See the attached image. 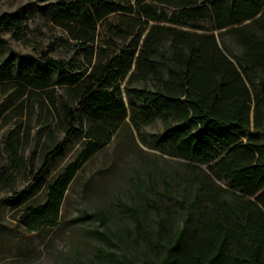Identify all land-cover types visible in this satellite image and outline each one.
Listing matches in <instances>:
<instances>
[{"label": "trees", "instance_id": "trees-1", "mask_svg": "<svg viewBox=\"0 0 264 264\" xmlns=\"http://www.w3.org/2000/svg\"><path fill=\"white\" fill-rule=\"evenodd\" d=\"M59 4L87 15L84 19L91 24L118 10L136 13L145 24L134 43L93 64L88 72H74L65 79L76 103L64 98L63 108L66 138L76 131V108L92 122L116 128L127 116L126 104L115 99L123 84L136 128L161 120L162 130L151 134L155 147L184 160V183L193 184V190L189 201L177 200L185 210L177 227L168 229L162 220L157 222L152 240L160 246L161 256L154 264H264V0H135V4L61 0ZM166 7L176 10L171 24L160 23ZM187 24L203 30L176 26ZM0 28L18 32L23 26L18 15L3 12ZM221 28L219 40L213 29ZM225 33L230 36L225 38ZM37 59L52 70L70 68L68 60L45 51ZM29 81L36 87L48 85ZM100 146L90 148L84 159ZM57 153H62L60 143L44 151L32 181L42 183L39 177ZM80 163L76 159L62 166L45 183V200L28 205L29 229L57 222ZM164 193L171 194L169 182ZM145 209L159 208L147 203ZM134 217L138 233L141 226ZM93 218L99 220L95 233L108 245L119 244V235L100 211L82 210L70 221ZM148 233H143L147 239ZM130 251H123L128 264H153L133 261ZM96 257L127 263L110 249L99 250Z\"/></svg>", "mask_w": 264, "mask_h": 264}, {"label": "rangeland", "instance_id": "rangeland-1", "mask_svg": "<svg viewBox=\"0 0 264 264\" xmlns=\"http://www.w3.org/2000/svg\"><path fill=\"white\" fill-rule=\"evenodd\" d=\"M60 1L0 0V13L18 15L23 26L18 32L0 28V264H113L96 257L106 249L126 264L130 262L124 259L125 249L133 252L135 262L158 263L161 248L152 240L157 222L162 220L168 229L177 227L185 216L177 200L189 201L193 190V184L184 183V160L155 147L151 134L162 130L161 120L136 128L123 84L115 99L126 104L127 116L116 128L94 123L76 108V131L66 138L63 108L64 98L73 106L76 103L65 79L74 72H88L93 64L134 43L145 24L136 13L120 10L95 24L87 23V15L67 10ZM128 1L135 4V0L124 3ZM163 10L160 23L171 24L176 10ZM199 24L209 27L207 21ZM176 26L203 30L189 24ZM223 30L213 29L219 40ZM43 51L68 60L69 70L46 67L37 59ZM36 79L48 85L36 87L29 81ZM58 143L62 153L51 158L39 177L42 183L32 181L44 151ZM96 145L101 146L84 159ZM76 159L80 167L65 192L57 222L29 229L28 205L43 202L45 183ZM165 182L170 184V195L164 193ZM147 203L159 209L146 210ZM82 210L103 213L119 235V244L108 245L95 233L98 219L70 221ZM135 215L141 226L138 233ZM146 231L148 239L143 235Z\"/></svg>", "mask_w": 264, "mask_h": 264}]
</instances>
